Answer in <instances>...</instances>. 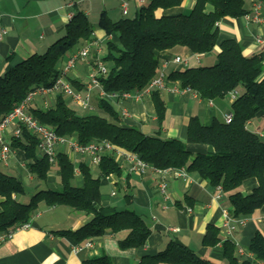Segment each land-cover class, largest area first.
<instances>
[{"label":"trees","instance_id":"trees-1","mask_svg":"<svg viewBox=\"0 0 264 264\" xmlns=\"http://www.w3.org/2000/svg\"><path fill=\"white\" fill-rule=\"evenodd\" d=\"M185 0H150L134 17L112 21L103 14L99 26L114 39L107 40L106 54L102 61L108 72L99 77L107 93L141 90L158 73L159 52L183 46L194 53L205 54L219 45L218 60L213 65L188 67L170 73L168 80L182 88H190L202 98L215 99L237 93L233 99V120L230 123L216 119L206 125L194 116L190 119L187 141L178 138L163 139L147 135L136 127L122 124V117L111 103L103 98L99 107L104 114H79L69 107L66 95L58 93L54 104L47 107L31 105L30 113L41 123L56 130L59 135L76 138L80 143L110 142L116 149L136 154L158 169L185 168L199 174L217 188L229 194L234 217H248L264 206V139L248 128L257 115L264 117V60L261 55L246 56L241 44L234 38L220 40L218 23L225 17H241L249 13L247 0H197L189 13L159 14L160 10L182 5ZM263 1V0H252ZM213 7L212 11L208 6ZM95 31L89 18L78 11L66 26L65 35L54 42L46 52L34 54L13 65L0 75V119L11 112L26 95L37 87L52 86L61 74L65 56L83 41L92 38ZM82 87L78 80L72 82ZM239 89L242 92L239 94ZM158 120L166 114V105L159 91H153ZM39 136L22 126V134L12 136V149L25 153L27 167L39 180L46 181L54 165L58 167L61 189H40L27 203L18 199L26 195L25 185L15 176L0 172V234L29 222L40 202L50 206H69L75 211L92 216L76 230L54 231L80 243L96 239L107 232L129 230L120 242L126 248L144 246L152 234L146 219L136 211L115 209L107 213L101 203V185L104 178L120 175L122 166L114 151H106L93 171L90 164L82 161L79 169L83 186L74 183L76 164L66 152H59L56 162L51 163L40 155ZM190 144L207 145L208 152H193ZM256 178L258 185L244 195L243 183ZM206 245L222 243L223 257L229 264H264V234L257 232L249 249L254 258L240 262L237 245L231 239L222 240L220 228L209 225L204 238ZM83 264H112L107 255L84 261ZM138 264H211L192 248L171 240L155 254H146Z\"/></svg>","mask_w":264,"mask_h":264},{"label":"crops","instance_id":"crops-1","mask_svg":"<svg viewBox=\"0 0 264 264\" xmlns=\"http://www.w3.org/2000/svg\"><path fill=\"white\" fill-rule=\"evenodd\" d=\"M128 12L124 13L123 0H0V29L7 32L0 40V75L4 74L17 62L28 57L44 53L48 48L62 38L66 33V26L78 11H82L94 25L92 38L83 41L73 48L61 65L71 54L83 48L89 49L87 58L79 60L83 67L76 66L68 73V80L72 83L78 80L82 87L74 85L76 90L82 91L89 81L94 62L102 59L106 54L107 40L114 39L99 26L103 14L112 21H118L130 14L136 16L142 6L139 0H126ZM197 0H185L182 5L160 10L159 14L189 13ZM263 6L264 17V0ZM255 2L247 0L246 7L249 14L253 13ZM212 11L213 7L208 6ZM220 40L236 39L242 46L246 56L261 55L264 60V18L261 22L241 17H225L218 23ZM220 46L205 54H197L190 49L177 46L159 52L160 65L158 72L164 68L167 77L176 70L188 67L213 65L218 60ZM176 56H181L185 64L174 62ZM78 61V62H79ZM264 79V71L261 75ZM182 88L178 83H174ZM173 82L166 88L157 89L166 105L164 120L160 123L153 95L142 98L110 97L108 100L113 108L121 115L122 124L138 128L147 135L159 136L163 139L178 138L187 141L189 121L197 116L202 123L212 124L216 119L224 121L227 114L232 113L233 97L228 94L215 99L202 98L194 91L172 90ZM100 89L92 92V108H83L69 96V107L79 114H101L99 107ZM156 91V90H154ZM242 90H239V94ZM56 95L38 96L31 105L47 107L54 104ZM14 125L6 128V142L10 144ZM248 128L258 133L264 139V117L257 115L248 123ZM193 152H208L212 148L207 145L190 144ZM69 154V153H68ZM76 164V178L74 183L84 185L79 171V164L89 159L80 154H69ZM122 166L120 175H111L103 179L101 185V203L106 212L115 209H132L142 215L152 228V234L147 243L139 248H122L120 242L129 234V230L107 232L94 239V246L76 254L73 248L78 244L73 238L54 233L57 230H76L87 223L92 216L75 211L69 206H50L45 201L40 202L30 220V227L14 230L5 241L0 242V264H83L84 261L107 255L112 264H138L140 258L146 254H155L164 249L171 240H178L189 246L200 256L210 260L211 264H229L223 257L222 243L216 246L206 245L204 238L209 225L220 228L222 240L231 239L237 245L236 254L240 262L253 259L249 246L251 239L257 232L264 234V206L255 210L246 218L243 225L228 234L224 227L225 212L231 211L229 194L224 191L221 198L217 188L199 174L187 171V176H177L174 170L161 173L154 169L134 170V162L118 157ZM93 171L97 167L92 166ZM0 172L17 177L26 187L34 192L41 183L27 167L25 153L21 149H13L7 163L0 164ZM59 174V173H58ZM47 183L57 184L56 178H50ZM60 176V175H59ZM162 182H166L167 189H161ZM61 185V183H60ZM258 185L256 178L246 180L240 190L244 195L250 194ZM18 199L24 203L30 200L29 195H20ZM2 199L0 198V204ZM176 230H173V229ZM244 251L245 255L240 252ZM257 264H263L258 262Z\"/></svg>","mask_w":264,"mask_h":264},{"label":"built area","instance_id":"built-area-1","mask_svg":"<svg viewBox=\"0 0 264 264\" xmlns=\"http://www.w3.org/2000/svg\"><path fill=\"white\" fill-rule=\"evenodd\" d=\"M150 0H139L141 4H146ZM122 8L125 14L128 12V2L123 0ZM248 19H253L256 22H261L263 20V6L261 1H256L254 5L253 13L246 14ZM72 16H70V19ZM5 29H0V40L6 34ZM89 55V49L83 48L77 52H74L69 56L67 61L65 62L64 66L61 69V74L55 83L50 87H37L31 90L26 97L14 107V109L3 116L0 119V160L2 162L7 163L10 156L12 155V148L10 144L6 142L5 138V130L6 128L14 125L13 135L12 136H20L22 134V126L27 127L28 130L36 133L40 138L39 149L40 155L46 156L51 163L56 162V157L59 152H66L69 154H80L85 156L91 160V166L97 167L101 160L102 155L106 151H114L116 157L126 158L130 161L134 162L133 169L134 170H142L145 171L147 169H154L158 172L164 173L169 170H174L177 176H187V170L185 168L179 169H158L151 166L146 161L139 158L136 154L131 152H126L121 149H116L115 146L110 142H97L92 141L89 143H80L76 138L70 136H62L59 135L56 130L50 126L41 124L29 111V108L32 102L38 96H52L58 93H63L66 96H69L83 108H92V92L94 89L99 88L100 97L103 99H108L110 97H135V98H142L144 96H149L153 93L154 90L166 88L169 81L168 77L164 71V68L157 73V76L143 89L135 90V91H126L123 93L116 92V93H107L103 90L102 85L99 81V77L101 75H105L108 72V68L106 64L102 61V59H98L94 62L93 70L89 75V81L86 83L85 88L80 91L76 90L72 83L68 80V73L71 69H73L79 60L87 58ZM174 62L177 64H185L187 62L181 57L176 56L174 58ZM172 90L179 92V91H191L190 88H180L178 85L174 84L171 86ZM237 93H231L233 99L235 98ZM233 114H227L224 118V121L227 123L232 122ZM80 172V169L79 171ZM111 176V175H110ZM161 189L165 193L167 189L166 182H162ZM217 190L219 194L216 195L217 199L221 198V193L223 192L222 186H218ZM246 221L245 217H234L231 211L225 212V222L224 227L227 229L228 234H232L234 230L237 229L238 225H243ZM30 227V221L24 224H20L16 226L13 230L9 232H5L0 234V242L7 240L14 230L24 229ZM173 230H176L175 228ZM94 246L93 239H87L80 243H78L74 248L73 252L79 254L86 249H90ZM242 255L244 251L241 250L240 252ZM253 255V254H252ZM254 256V255H253Z\"/></svg>","mask_w":264,"mask_h":264},{"label":"rangeland","instance_id":"rangeland-1","mask_svg":"<svg viewBox=\"0 0 264 264\" xmlns=\"http://www.w3.org/2000/svg\"><path fill=\"white\" fill-rule=\"evenodd\" d=\"M133 15L134 14H130L128 17H133ZM62 63H61V65H62ZM77 67H83V63L81 61L77 62ZM239 90L241 91V89H239ZM37 98H39V97H36V99ZM66 98L69 101V98L68 97H66ZM101 114H104V113L102 112ZM2 163L4 164V162H2L0 160V164H2ZM89 164L91 165V160L89 161ZM58 173H59L58 167L56 165H54L51 172H50V174H51L50 178H56L57 184L54 185V183L51 184V183H47V181H41V180L37 179V182H40L41 186L36 191H38L40 189H48V188L60 190L61 189V185H60L61 181H60V176ZM36 191H34V192L32 190L30 192L27 191L26 195H29L31 197Z\"/></svg>","mask_w":264,"mask_h":264}]
</instances>
